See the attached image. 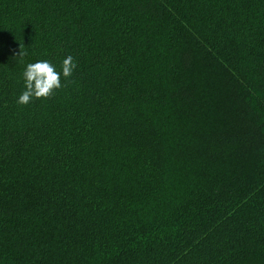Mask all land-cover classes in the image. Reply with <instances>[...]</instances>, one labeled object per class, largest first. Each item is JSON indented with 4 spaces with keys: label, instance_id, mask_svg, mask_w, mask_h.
Listing matches in <instances>:
<instances>
[{
    "label": "trees",
    "instance_id": "1",
    "mask_svg": "<svg viewBox=\"0 0 264 264\" xmlns=\"http://www.w3.org/2000/svg\"><path fill=\"white\" fill-rule=\"evenodd\" d=\"M0 264H264V0H0Z\"/></svg>",
    "mask_w": 264,
    "mask_h": 264
},
{
    "label": "clouds",
    "instance_id": "2",
    "mask_svg": "<svg viewBox=\"0 0 264 264\" xmlns=\"http://www.w3.org/2000/svg\"><path fill=\"white\" fill-rule=\"evenodd\" d=\"M74 68L71 56L63 60L60 72H57L48 61L27 64L22 74L25 90L18 97L17 103L25 105L32 98L48 97L54 89L61 87V75L65 78L71 76Z\"/></svg>",
    "mask_w": 264,
    "mask_h": 264
}]
</instances>
